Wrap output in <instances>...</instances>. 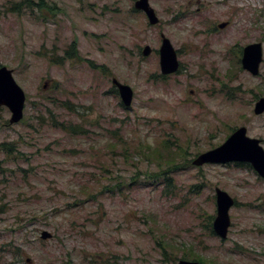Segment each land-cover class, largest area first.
I'll return each mask as SVG.
<instances>
[{
    "label": "rangeland",
    "instance_id": "1",
    "mask_svg": "<svg viewBox=\"0 0 264 264\" xmlns=\"http://www.w3.org/2000/svg\"><path fill=\"white\" fill-rule=\"evenodd\" d=\"M20 1L0 0V66L26 95L17 123L0 106V264H264V178L246 162L192 164L239 126L264 149V0H149L154 25L135 0ZM161 33L180 64L168 75ZM258 41L251 75L241 52ZM215 187L234 199L224 239Z\"/></svg>",
    "mask_w": 264,
    "mask_h": 264
},
{
    "label": "water",
    "instance_id": "2",
    "mask_svg": "<svg viewBox=\"0 0 264 264\" xmlns=\"http://www.w3.org/2000/svg\"><path fill=\"white\" fill-rule=\"evenodd\" d=\"M134 8L142 11L149 24H157L159 18L150 5L149 0H135ZM227 22H220L219 28L224 27ZM161 43L158 48L159 68L163 75L176 72L179 68L177 52L170 39L163 33L160 34ZM144 56L152 52V48L145 44L142 48ZM263 60V49L261 42H251L246 44L242 50L240 59L241 67L251 75L259 73V67ZM111 83L115 86L121 103L128 107L133 98L132 88L120 82L116 77L111 78ZM45 87V85H44ZM26 95L22 87L17 83L13 76L12 69L5 65L0 66V106H6L10 111L9 123H17L23 117V108ZM254 114L264 112V96H260L253 106ZM246 162L249 163L256 173L264 178V149L261 140L247 135L245 126L237 127L221 144L199 153L192 164L201 166L205 163H230ZM216 214L212 221L213 232L221 239L226 238L230 226L229 209L234 203V199L223 189L215 187ZM52 234L47 230H42V239L50 238ZM29 260V259H27ZM177 264H205L196 260L179 259Z\"/></svg>",
    "mask_w": 264,
    "mask_h": 264
},
{
    "label": "trees",
    "instance_id": "3",
    "mask_svg": "<svg viewBox=\"0 0 264 264\" xmlns=\"http://www.w3.org/2000/svg\"><path fill=\"white\" fill-rule=\"evenodd\" d=\"M22 3H24V4H27V5H29L30 7L32 6V2H30L29 0H21L19 3H18V5H20V4H22ZM16 6V5H15ZM36 6L37 7H39V8H41V7H43L42 5H41V0H39V2L36 4ZM66 55H68V57H71L72 56V54H69V52H66ZM164 77V76H163ZM60 127L63 129V130H69L72 134H84V133H86V129H84L82 126H79V125H74V124H68V125H65L64 123H62V122H60ZM67 127V128H66ZM125 142V141H124ZM128 147H129V145H128ZM136 148H135V150H134V148H133V150H134V152L137 154V156L139 157V156H141V151H142V149H143V147H144V145H143V147L141 146V145H139V144H137L136 146H135ZM145 147L147 148V149H150V146L148 145V144H145ZM128 149V148H127ZM124 156H126L127 157V155L126 154H123ZM159 165V164H158ZM159 169V168H158ZM157 174V178H159L160 179V171L159 172H157L156 173ZM90 196H92V197H94L95 196V193H92ZM0 211H2L1 209H0ZM8 248V252H5V253H9V254H11V256L12 257H14V258H16V256H20L21 255V248L19 247V246H16V245H12V244H7L6 245ZM183 259H187V257L186 256H183L182 257ZM192 259H195V257H193Z\"/></svg>",
    "mask_w": 264,
    "mask_h": 264
},
{
    "label": "flooded vegetation",
    "instance_id": "4",
    "mask_svg": "<svg viewBox=\"0 0 264 264\" xmlns=\"http://www.w3.org/2000/svg\"><path fill=\"white\" fill-rule=\"evenodd\" d=\"M244 47V46H243ZM242 50H243V48H242ZM241 56H242V52H241ZM178 58V57H177ZM241 59V58H240ZM179 61V60H178ZM241 63V62H240ZM179 67H180V64H179ZM178 70H179V68H178ZM177 70V71H178ZM175 73V72H174ZM215 234V233H214ZM220 238V237H219ZM197 261V260H196ZM200 262V261H199Z\"/></svg>",
    "mask_w": 264,
    "mask_h": 264
}]
</instances>
